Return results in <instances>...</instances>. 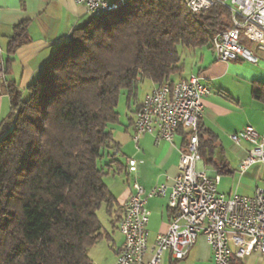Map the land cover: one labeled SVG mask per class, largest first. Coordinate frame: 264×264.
<instances>
[{
  "label": "trees",
  "instance_id": "trees-1",
  "mask_svg": "<svg viewBox=\"0 0 264 264\" xmlns=\"http://www.w3.org/2000/svg\"><path fill=\"white\" fill-rule=\"evenodd\" d=\"M231 20L222 6L194 16L184 0H127L74 30L27 99L8 84L11 111L0 123V264H93L89 250L104 239L97 215L105 207L112 217L118 206L99 162L107 156L109 167H122L111 130L120 124L122 94L130 107L144 81L173 86L185 70L179 47L213 50L211 36L231 29ZM28 28L15 27L7 63L30 42ZM252 96L264 103V85L254 84ZM181 131L185 146L189 135ZM199 141L202 159L227 173L214 163L216 137L201 125Z\"/></svg>",
  "mask_w": 264,
  "mask_h": 264
},
{
  "label": "built area",
  "instance_id": "built-area-1",
  "mask_svg": "<svg viewBox=\"0 0 264 264\" xmlns=\"http://www.w3.org/2000/svg\"><path fill=\"white\" fill-rule=\"evenodd\" d=\"M86 7L92 18L122 8L127 0H74ZM191 15L222 6L231 14V29L211 36V45L217 60L225 63L247 60L258 64L261 59L244 47L245 42L256 45L264 59V0H184ZM1 12V7H0ZM0 79L5 69L0 59ZM210 94L198 74H191L173 86L155 87L146 95L133 123L135 144L144 135L157 141L171 143L181 129L188 133V142L181 150L180 171L175 177L171 192L160 185L146 192L138 178V162L127 159V171L132 177L133 193L123 206L118 230L124 242L115 264H160L169 252L175 261L189 255L200 236L209 245L214 264H233L235 258L244 260L259 255L264 264V190L254 195L219 192L221 176H210L204 166L199 141V129L204 118L203 99ZM230 140L237 147L242 143L250 149L239 166L241 174L256 164L264 163V135L252 127L232 134ZM115 156L119 149L113 151ZM172 211L171 223L165 234H160L149 260V199L166 197ZM236 248V253L234 252Z\"/></svg>",
  "mask_w": 264,
  "mask_h": 264
},
{
  "label": "crops",
  "instance_id": "crops-1",
  "mask_svg": "<svg viewBox=\"0 0 264 264\" xmlns=\"http://www.w3.org/2000/svg\"><path fill=\"white\" fill-rule=\"evenodd\" d=\"M74 2V0H0V59H2L4 69L7 72L5 79H0V123L7 119L11 111V99L7 92L8 84H14L22 92L23 98L27 99L28 87L38 79L41 72H43V67L52 59L58 47L71 39L74 30L86 26L92 20L86 7L77 5ZM23 22H29L28 36L30 42L20 47L12 57V61L7 63L9 60L7 53L9 42L14 35L15 27ZM212 51H210L212 58L208 59L205 65L201 66L196 72L191 71L188 74H185L184 70V73L176 77L175 81L186 78L191 74H198L203 84L209 89L210 94L203 99L205 114L201 121V128L203 131L212 132L216 137L214 163L227 169V173L223 174L231 175L234 174V171L230 170L225 160L220 159L223 147L232 142L230 136L245 130L247 127H252L261 134L260 129L248 118L247 106L243 101V93H241L245 89V85L241 91L234 89V87L237 88L245 83L250 84L251 98L260 102L253 98L252 89L256 83L264 85V59L262 57L263 62L261 63V60L257 65L250 62L248 63L250 65H245L242 60L225 63L218 61ZM203 58L204 56L201 57V59ZM207 83H210V85H207ZM154 88L155 86L152 84L143 99ZM143 99L128 107L129 114L126 115V121L123 122L120 118L119 126L111 128L115 144L118 145L120 150L118 156L122 159L121 161L117 159L122 167L117 166L116 168L119 172L126 173L128 178L130 175L127 171V159H135L138 162L139 182L145 187L146 192L157 186L167 185L169 194L174 179L180 171L181 150L185 144L183 131L180 130L172 144L166 141H157L151 135L142 136L139 143L135 144L133 141V120ZM234 147L241 148L236 145ZM248 150L241 155L242 161ZM208 159L210 160L211 157H208ZM204 166L206 169L209 168L207 172L210 176H215L218 173L214 165L207 164L206 159H204ZM262 166H264V163ZM262 166L259 169L261 176L264 175ZM250 170L243 173V175L249 174ZM114 189L115 191L113 189H110V191L116 198L118 206L115 208L114 215L110 217V229L112 230L104 229L103 231V240L111 244V253L107 258V264H115L117 254L124 242V237L119 232L118 225L123 216V206L133 193L129 179H127L125 187L119 185V189ZM220 193L224 194V192ZM227 194L232 195L231 190ZM147 201V208L151 214L148 226L150 232L149 253L146 256V259L149 260L157 237L168 231L172 211L168 207V195L161 198H151ZM112 220L116 221V225L112 223ZM114 230H116L118 237L112 235ZM236 250L234 248L235 253ZM175 262L171 254L167 252L160 264ZM261 262V257L254 255L243 261L235 258L233 264H262ZM178 264H214L211 249L203 236L199 237L190 250L188 257Z\"/></svg>",
  "mask_w": 264,
  "mask_h": 264
},
{
  "label": "rangeland",
  "instance_id": "rangeland-1",
  "mask_svg": "<svg viewBox=\"0 0 264 264\" xmlns=\"http://www.w3.org/2000/svg\"><path fill=\"white\" fill-rule=\"evenodd\" d=\"M244 47L249 49L253 52L255 56L260 57L262 60L263 54L260 53L257 50V47L255 44L250 42H245ZM179 51L181 53L182 61L185 65V74L190 73L191 71H197L201 66L205 65L208 62V59L212 58V53L209 47H205L203 49H197L195 51L188 50L183 47H179ZM204 56L203 59L201 57ZM263 60L261 61V63ZM243 63L245 65L249 62L247 60H243ZM210 85V83H207V85ZM245 85V89L242 90V88ZM152 87V83L149 81H144L138 91V99L137 101H141L143 99V96L150 90ZM234 89H239L238 91H241L243 93V101L245 105L247 106V113L248 118L252 120V122L260 129L261 135H264V103L261 104L260 102H257L251 98V85L248 83L241 84L239 87H234ZM240 93V94H241ZM135 104V103H133ZM118 112L120 114V117L122 121H126V115L129 114L128 106L126 105V96L125 94H122L120 98L119 107L117 108ZM119 125L114 126L117 127ZM113 128V127H112ZM250 146L248 144L242 143V147L239 149L235 148L232 142L230 144H227L223 147L222 154L220 155V159L223 161L225 160L228 163V166L231 171H234V174H223L221 175V182L219 185V191L224 192V195L227 197L229 196L227 193L232 192L233 194H240L245 196H250L251 194L254 195L256 187L264 190V175L261 176V169L262 164H256L253 167H251L249 174L243 175L239 171V166L242 162L241 155L245 153L246 150L250 149ZM120 156H115L116 159L122 160ZM111 162V159L107 156L104 157L99 162V167L105 169V171L108 173V175L105 178V183L111 187L110 189L114 190V188L119 189L120 186H126V181L129 179L132 182L131 176H126V173L119 172L117 170V166H111L109 167V163ZM264 168V166H262ZM206 169V171H208ZM264 170V169H263ZM243 175V176H242ZM254 190V191H253ZM252 196V195H251ZM99 219L103 225V229L111 231V224H110V217L108 216L105 207H103L98 215ZM104 230H102L103 233ZM112 235L114 237H118L116 230L112 231ZM111 244L110 242H107L106 240L100 241L95 247L91 248L89 250L90 257L93 261V264H107L108 257L111 253ZM95 260V261H94ZM95 262V263H94Z\"/></svg>",
  "mask_w": 264,
  "mask_h": 264
}]
</instances>
